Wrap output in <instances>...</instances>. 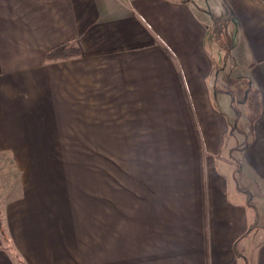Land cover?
Returning <instances> with one entry per match:
<instances>
[{
  "label": "crops",
  "instance_id": "crops-1",
  "mask_svg": "<svg viewBox=\"0 0 264 264\" xmlns=\"http://www.w3.org/2000/svg\"><path fill=\"white\" fill-rule=\"evenodd\" d=\"M62 147L140 149L91 264H264V0H0V154L37 171ZM44 179L0 209V264L5 228L54 264Z\"/></svg>",
  "mask_w": 264,
  "mask_h": 264
},
{
  "label": "rangeland",
  "instance_id": "rangeland-1",
  "mask_svg": "<svg viewBox=\"0 0 264 264\" xmlns=\"http://www.w3.org/2000/svg\"><path fill=\"white\" fill-rule=\"evenodd\" d=\"M222 39V43L228 46L224 35ZM219 103L223 107L221 97ZM48 150L54 162L34 165L37 171L31 166L26 170L23 164L17 165L11 157L0 154V209L8 219V214H12L10 201L18 202L22 198L26 183L32 185L39 179L48 180L50 177L53 181L51 217L55 235L44 243L46 253L50 252L53 257L51 262L56 263L57 255L60 264H91L92 253H96V257L100 255L106 258L109 187L115 186L117 195L119 189L125 187L124 183L128 181L125 174L132 166L131 157L139 155L140 149L62 147ZM261 199L259 210L262 222L264 194ZM133 218L138 219V211ZM56 229L59 230L58 234ZM4 236L5 250L11 254L13 264H32L17 251L6 228ZM35 254L29 255L32 257Z\"/></svg>",
  "mask_w": 264,
  "mask_h": 264
},
{
  "label": "trees",
  "instance_id": "trees-1",
  "mask_svg": "<svg viewBox=\"0 0 264 264\" xmlns=\"http://www.w3.org/2000/svg\"><path fill=\"white\" fill-rule=\"evenodd\" d=\"M79 53L78 49L73 45H63L51 52L46 56L47 61L56 62L61 60H68ZM1 217H0V228H1Z\"/></svg>",
  "mask_w": 264,
  "mask_h": 264
},
{
  "label": "built area",
  "instance_id": "built-area-1",
  "mask_svg": "<svg viewBox=\"0 0 264 264\" xmlns=\"http://www.w3.org/2000/svg\"><path fill=\"white\" fill-rule=\"evenodd\" d=\"M125 1H129V2H132V1H134V0H125Z\"/></svg>",
  "mask_w": 264,
  "mask_h": 264
}]
</instances>
